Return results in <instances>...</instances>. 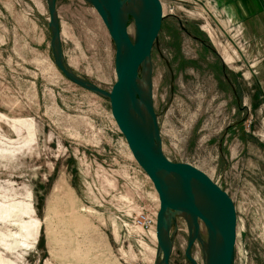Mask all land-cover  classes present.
<instances>
[{"label":"rangeland","instance_id":"rangeland-1","mask_svg":"<svg viewBox=\"0 0 264 264\" xmlns=\"http://www.w3.org/2000/svg\"><path fill=\"white\" fill-rule=\"evenodd\" d=\"M160 2L138 77L148 69L163 153L233 200V264H264V18L237 21L215 0ZM55 10L66 66L110 90L115 48L96 10L86 0ZM50 41L46 0H0V264H155L157 193L108 99L69 81ZM169 226L170 264H191L188 220L176 213ZM190 254L204 264L200 242Z\"/></svg>","mask_w":264,"mask_h":264},{"label":"water","instance_id":"water-1","mask_svg":"<svg viewBox=\"0 0 264 264\" xmlns=\"http://www.w3.org/2000/svg\"><path fill=\"white\" fill-rule=\"evenodd\" d=\"M46 1L55 66L72 83L108 99L111 115L133 159L157 193L159 208L155 217V240L158 257L155 264H170L172 239L169 220L176 213H182L189 223L185 257L191 264H198L190 254L196 241L201 243V248L208 242V252L206 256L202 254L204 264H233L237 236L233 200L199 168L186 162H174L165 156L150 87L147 82L146 88L138 83V70L150 58L164 18L160 0H86L98 13L114 44L115 81L110 90L79 77L66 66L55 0ZM129 14L136 20L134 39L128 32ZM146 75L148 78V73ZM143 110L151 120L150 125L145 124L141 117ZM162 174L168 175L176 187L167 184ZM195 195L202 198L206 206ZM201 223L205 228V239L201 235Z\"/></svg>","mask_w":264,"mask_h":264},{"label":"crops","instance_id":"crops-1","mask_svg":"<svg viewBox=\"0 0 264 264\" xmlns=\"http://www.w3.org/2000/svg\"><path fill=\"white\" fill-rule=\"evenodd\" d=\"M237 21L264 18V0H215Z\"/></svg>","mask_w":264,"mask_h":264},{"label":"bare ground","instance_id":"bare-ground-1","mask_svg":"<svg viewBox=\"0 0 264 264\" xmlns=\"http://www.w3.org/2000/svg\"><path fill=\"white\" fill-rule=\"evenodd\" d=\"M127 3V2H126ZM126 10H127V8H126ZM135 29H136V25H135V27H134ZM134 30V29H133ZM134 34H135V31H134ZM148 70V69H147ZM147 70H146V74H147ZM145 74V73H144ZM144 76V75H143ZM146 77H147V75L146 76H144V79H140V78H138V83L140 84V85H142L143 87H147V84H146ZM141 117H142V119L144 120V122H145V124H147V125H150V123H151V120H150V118H149V116L147 115V113H145V111L143 110V113L141 114ZM162 179L167 183V184H169V185H171L173 188H175L176 186L173 184V181H172V179L168 176V175H166V174H162ZM195 197L197 198V200H199L200 201V203L204 206H206V204L204 203L205 201L202 199V198H200L198 195H195ZM180 215H182V213H179ZM202 235V234H201ZM206 238V237H205ZM208 252V242H205V244H204V246H203V248H202V253L204 254V256H206V253Z\"/></svg>","mask_w":264,"mask_h":264},{"label":"built area","instance_id":"built-area-1","mask_svg":"<svg viewBox=\"0 0 264 264\" xmlns=\"http://www.w3.org/2000/svg\"><path fill=\"white\" fill-rule=\"evenodd\" d=\"M169 11H172L173 9L172 8H170V9H168ZM155 223V222H154ZM126 226V228H129V229H131V226H133V227H135V228H141L142 227V221L141 220H139L138 221V223L137 224H133V225H125Z\"/></svg>","mask_w":264,"mask_h":264},{"label":"flooded vegetation","instance_id":"flooded-vegetation-1","mask_svg":"<svg viewBox=\"0 0 264 264\" xmlns=\"http://www.w3.org/2000/svg\"><path fill=\"white\" fill-rule=\"evenodd\" d=\"M195 39H196L197 41H199L200 44H201L205 49H210L209 45L206 44V42H205L202 38H200V37H195Z\"/></svg>","mask_w":264,"mask_h":264}]
</instances>
